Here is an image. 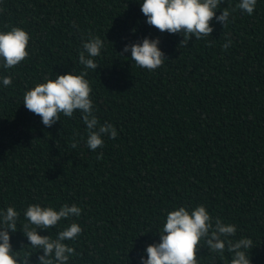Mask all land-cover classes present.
<instances>
[{"label": "trees", "instance_id": "obj_1", "mask_svg": "<svg viewBox=\"0 0 264 264\" xmlns=\"http://www.w3.org/2000/svg\"><path fill=\"white\" fill-rule=\"evenodd\" d=\"M223 0L224 25L181 46L180 34L146 23L138 0H0V30L21 27L30 35L29 56L0 87V209L19 213L11 235L14 252L39 264L20 232L30 204H76L79 217L41 232L55 238L75 222L82 228L69 264H139L149 244L159 243L167 212L204 205L231 223V239L251 238V264H264V0L252 15ZM105 41L87 70L94 111L118 132L91 151L79 111L46 127L23 105L25 92L45 78L79 74L89 34ZM159 38L166 61L149 71L123 52L125 44ZM231 41L224 49L222 45ZM76 145L73 147V145ZM199 264H230L206 247Z\"/></svg>", "mask_w": 264, "mask_h": 264}, {"label": "clouds", "instance_id": "obj_2", "mask_svg": "<svg viewBox=\"0 0 264 264\" xmlns=\"http://www.w3.org/2000/svg\"><path fill=\"white\" fill-rule=\"evenodd\" d=\"M146 23L161 32L180 34L181 46H187L195 37L196 40L209 36L214 28L210 22L215 18L217 23L227 25L231 12L224 8L222 14L216 13L223 0H138ZM257 0H238L236 8L252 15ZM29 33L21 27L0 30V69L5 71L15 68L29 56ZM159 38L145 37L142 41L125 44V53H131V60L138 67L149 71L158 69L166 61L165 53L160 48ZM228 40L222 47L227 49ZM79 64L83 71H73L55 78H45V82L37 83L27 90L23 96V105L32 113L41 117L46 127H52L60 121V116L72 117L79 111L87 130L85 144L91 151L101 148L105 137L115 139L118 135L116 127L110 122L101 124L94 111L91 98L92 88L87 77V70L97 71L99 65L96 58L105 48V41L98 35L89 34L82 44ZM13 77L0 75V87L12 84ZM76 145L74 144L73 147ZM82 208L76 204L65 203L61 207L30 204L23 212L26 223L20 232L27 238L32 249L42 250L39 264H69L75 249L65 241L76 240L82 233L79 224L73 222L57 232L55 238L40 233L58 225L62 220L79 217ZM19 213L14 206L0 209V264H29L27 257L14 252L11 235L17 232ZM237 227L224 223L221 219L209 214L204 205L191 209L185 206L175 207L167 212L163 226L159 230V243L146 246L139 264H199L197 252L206 247L212 253L223 257L224 252L231 254L230 264H251L249 249L253 247L251 238L231 239L236 235Z\"/></svg>", "mask_w": 264, "mask_h": 264}]
</instances>
